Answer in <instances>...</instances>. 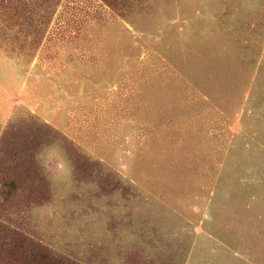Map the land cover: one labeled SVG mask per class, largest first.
<instances>
[{"label":"rangeland","instance_id":"374dc122","mask_svg":"<svg viewBox=\"0 0 264 264\" xmlns=\"http://www.w3.org/2000/svg\"><path fill=\"white\" fill-rule=\"evenodd\" d=\"M6 174L0 264H102L128 205L264 264V0H0Z\"/></svg>","mask_w":264,"mask_h":264},{"label":"crops","instance_id":"0c3cea01","mask_svg":"<svg viewBox=\"0 0 264 264\" xmlns=\"http://www.w3.org/2000/svg\"><path fill=\"white\" fill-rule=\"evenodd\" d=\"M127 207L129 210L126 209L121 218L115 219L118 226L109 227L113 231L112 233L109 230V238L104 236L102 244L98 240L99 238L94 239V249L100 248L101 244L102 264H206V253L215 252V249L210 245L216 238L207 231L204 219L193 224L195 233L193 236L183 240L181 238L179 239L181 241L178 242H170L171 245H168V242L161 245L156 241L157 235L152 231V229L160 227L156 226L160 222L145 221L140 223L138 219L132 220L133 212H136L137 209L140 212L142 209L134 208L131 205ZM199 211L200 209L196 212ZM117 229V232L114 231ZM140 229H144V231ZM204 235L207 237L204 238ZM193 254H195L194 260L192 259ZM96 257L97 255L94 253L92 264L96 263ZM203 259L204 262H202Z\"/></svg>","mask_w":264,"mask_h":264},{"label":"trees","instance_id":"16d2710c","mask_svg":"<svg viewBox=\"0 0 264 264\" xmlns=\"http://www.w3.org/2000/svg\"><path fill=\"white\" fill-rule=\"evenodd\" d=\"M15 173H18V172L15 171ZM7 177H10V174L9 175L6 174V176L1 177L2 181H0V185L2 186L3 189L6 190V193H5L6 198L12 197L13 194L16 193L18 188H20V183H19V179H18L19 177L15 178L12 181H8ZM44 187L47 188L46 185H44L43 188ZM45 190H47V189H45ZM39 199L41 200V198H39ZM40 200L37 199V201H33V200H31V201L32 202H42Z\"/></svg>","mask_w":264,"mask_h":264}]
</instances>
